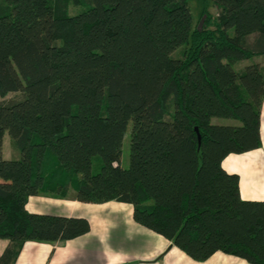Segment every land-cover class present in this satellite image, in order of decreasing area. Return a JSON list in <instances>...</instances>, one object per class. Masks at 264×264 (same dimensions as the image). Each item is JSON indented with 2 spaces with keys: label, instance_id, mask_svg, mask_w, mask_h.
Returning <instances> with one entry per match:
<instances>
[{
  "label": "trees",
  "instance_id": "trees-1",
  "mask_svg": "<svg viewBox=\"0 0 264 264\" xmlns=\"http://www.w3.org/2000/svg\"><path fill=\"white\" fill-rule=\"evenodd\" d=\"M213 2L217 16L204 7L195 23L189 0H0V95L21 93L0 100V264L28 240L89 232L85 216L27 208L71 187L133 204L195 260L264 264V200L243 199L223 166L262 145L264 62L236 64L264 56V0ZM7 133L18 157L3 153Z\"/></svg>",
  "mask_w": 264,
  "mask_h": 264
},
{
  "label": "crops",
  "instance_id": "crops-1",
  "mask_svg": "<svg viewBox=\"0 0 264 264\" xmlns=\"http://www.w3.org/2000/svg\"><path fill=\"white\" fill-rule=\"evenodd\" d=\"M261 136L259 148L231 153L223 161L229 173L239 174L241 196L245 200H264V103ZM27 208L39 213L85 216L91 228L86 234L68 240H28L15 264H251L225 252H216L201 261L191 258L173 241L137 222L134 206L128 202L81 201L70 188L65 197L43 192L31 195ZM9 244V239H0V255Z\"/></svg>",
  "mask_w": 264,
  "mask_h": 264
},
{
  "label": "rangeland",
  "instance_id": "rangeland-1",
  "mask_svg": "<svg viewBox=\"0 0 264 264\" xmlns=\"http://www.w3.org/2000/svg\"><path fill=\"white\" fill-rule=\"evenodd\" d=\"M189 1H190V7H191V11H192L195 23H197L199 21L202 10L204 9V7L213 16H217V14H218V7L215 5L213 0H189ZM79 7L80 6H77L74 3H72L70 5V12L74 13ZM232 32H233V30H232ZM249 38H250V40H253L255 38V35L252 34V35H250ZM174 55L179 56L180 55V49L175 51ZM258 61L260 63L264 62V56H255L252 59L242 60L236 64V68H241V67H244L246 64H250L252 62H258ZM20 96H21V93H19V92H11L5 97L0 95V100L10 99V98H18ZM213 121L221 123V122H226V121H230V120H226L224 118H214ZM3 153H4L6 158L14 157V156L18 157L20 155L19 151L13 146L12 140H11L8 133L5 135V139H4ZM129 154H130V129L125 134V137L123 140L122 157H121V164L123 167H127L129 164ZM97 162H98V160L94 161V171L95 172L98 171V169H99ZM0 180H2L1 177H0ZM71 188L74 189L73 187H71Z\"/></svg>",
  "mask_w": 264,
  "mask_h": 264
}]
</instances>
